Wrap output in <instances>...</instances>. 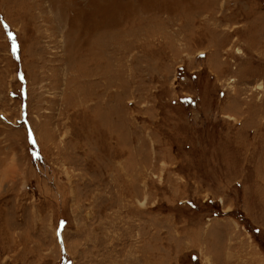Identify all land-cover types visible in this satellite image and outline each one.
Wrapping results in <instances>:
<instances>
[{
	"label": "rangeland",
	"instance_id": "1",
	"mask_svg": "<svg viewBox=\"0 0 264 264\" xmlns=\"http://www.w3.org/2000/svg\"><path fill=\"white\" fill-rule=\"evenodd\" d=\"M0 264H264V0H0Z\"/></svg>",
	"mask_w": 264,
	"mask_h": 264
}]
</instances>
